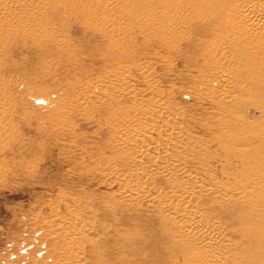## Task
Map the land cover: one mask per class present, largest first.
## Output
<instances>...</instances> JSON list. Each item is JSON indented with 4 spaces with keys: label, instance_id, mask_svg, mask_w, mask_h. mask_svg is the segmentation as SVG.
Returning <instances> with one entry per match:
<instances>
[{
    "label": "rangeland",
    "instance_id": "1",
    "mask_svg": "<svg viewBox=\"0 0 264 264\" xmlns=\"http://www.w3.org/2000/svg\"><path fill=\"white\" fill-rule=\"evenodd\" d=\"M157 1L108 0L110 33L81 13L101 9L102 0H69L75 10L39 12L43 34L35 40L11 37L0 45V264L165 259L156 251L166 246L157 231L179 218L167 198L175 206L184 196L193 203L209 187L221 202L243 191L264 194V176L258 177L264 164L242 169L236 160L235 168H225L216 161L224 151L211 139L230 130L219 119L236 133L238 126L254 123L264 106V63L249 66L231 48L230 83L222 91L237 102L229 104L223 94L207 97L218 90L215 56L208 51L223 37L222 23L191 8L170 41L161 20H147ZM162 102L184 116L165 120L184 135L162 131L164 117L156 108ZM261 122L254 127L263 133ZM209 124L211 133L203 127ZM177 139L187 146L198 142L193 150H208L215 158L193 162L192 151L178 152ZM154 155L162 157L159 163L151 160ZM165 168H180L178 197ZM134 223L139 233L131 241ZM208 224L219 227L212 218ZM151 243L157 245L150 254L138 253Z\"/></svg>",
    "mask_w": 264,
    "mask_h": 264
},
{
    "label": "bare ground",
    "instance_id": "2",
    "mask_svg": "<svg viewBox=\"0 0 264 264\" xmlns=\"http://www.w3.org/2000/svg\"><path fill=\"white\" fill-rule=\"evenodd\" d=\"M68 1L0 0V45L7 38L31 37L33 40L32 37L43 34V27L36 23L39 12L43 13V9L48 8L53 10L54 7L66 11L70 7H68ZM107 1L102 0L101 6L98 5L101 9L97 7L96 11L85 8H83L84 10L81 9L82 11L80 8L78 10L81 11L85 18L83 20L88 24L98 25L103 31L111 33L113 19L109 18L111 7H108ZM187 1L190 3L188 4ZM157 5V11L151 12L147 20L151 24L157 19L161 20L170 41L179 35L182 21H186V13L191 8H195V11L196 9L202 10L205 14L213 15L219 19L224 35L220 41L212 44L208 51L210 58L215 56L214 68L218 69V72L214 75L213 80H216L218 90H215V93L211 92V94L205 95L209 98H218L223 94L224 98H228L226 100L229 104L236 103L235 95H226L222 91L223 87L226 88L230 83V76L226 74L230 64L227 54H230L232 48L235 50L236 57H241L240 61H247L249 66L260 62L264 63V0H158ZM70 8L72 9V7ZM233 107L230 106L227 109L233 110ZM156 108L159 114L164 117L162 119V131L166 130V135H169L171 130H176L173 133L175 137L184 135L183 129L178 124L172 127L173 125H167L165 122L167 118L171 120L176 118L179 121L182 117L179 112L173 107H168L165 102L158 104ZM259 111L257 112L258 116L253 118L254 123L249 126H238L236 130L240 132L237 133L232 126L219 119L221 127L230 130L225 134H220V131L216 132L214 133L216 135L213 134L211 137L215 144L224 151L222 159L216 160L217 163L223 162L222 165L225 168H235L236 160L242 169H245V166L250 165V163L256 167L263 166L264 132L260 133L259 129L256 131L254 126L258 125L260 121L264 123V106ZM3 112L4 106H2L0 98V118H3L1 115L4 114ZM135 114L137 112L133 115ZM236 115L239 116L238 109ZM152 127L149 128L153 129ZM203 127L212 129L210 124L209 126L203 125ZM147 129V127L143 129L144 133ZM211 129L209 130L210 133L212 132ZM177 142L180 143L181 150H178L179 153L183 149L193 152L191 155L189 154L193 162L197 161L203 164L209 158H215L208 150H204V154L201 151L193 150L199 147L198 142L191 141V146H187L186 140L183 143L181 139H177ZM156 149L157 145L150 146L149 152L152 153ZM160 159L155 158V155L154 157L151 156V160L156 163H159ZM179 170L180 168L162 170L163 174L166 173V177L172 183L173 188L178 189L176 197H178L181 187V183L175 182ZM223 173L226 179L230 181L229 173L227 171ZM190 174L189 172L187 175ZM262 176L264 174L258 177ZM190 177L191 179L196 178L195 175ZM222 186H224L223 183ZM209 189L207 196L199 197L196 195L193 203L189 197L184 196L185 200L175 206L171 198H167L168 203L171 204L170 209L179 218L171 226L168 227L165 224L157 231L161 240H165L166 246H159L156 251L159 256H163L165 259L152 258L150 262L144 261L146 264H264V194L255 190L243 191L235 199L223 198L221 202L210 194L213 192L212 188L209 187ZM169 215L174 219L172 212H169ZM210 218L216 221L219 225L218 228H213V225L208 224ZM132 226L136 232L134 238H130L131 241L135 240L139 233L137 231L139 226L136 223ZM173 232L174 235H172ZM155 245L157 244L151 243L149 249L146 251L138 250V253L143 256L148 255Z\"/></svg>",
    "mask_w": 264,
    "mask_h": 264
}]
</instances>
